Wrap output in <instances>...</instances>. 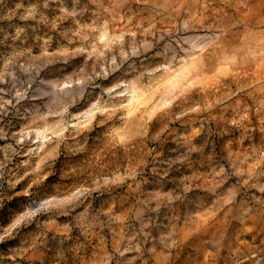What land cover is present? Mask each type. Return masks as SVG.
I'll list each match as a JSON object with an SVG mask.
<instances>
[{
	"label": "rangeland",
	"instance_id": "obj_1",
	"mask_svg": "<svg viewBox=\"0 0 264 264\" xmlns=\"http://www.w3.org/2000/svg\"><path fill=\"white\" fill-rule=\"evenodd\" d=\"M0 264H264V0H0Z\"/></svg>",
	"mask_w": 264,
	"mask_h": 264
}]
</instances>
